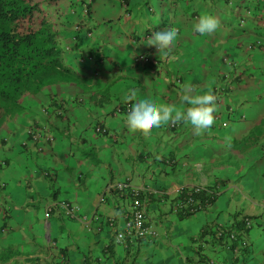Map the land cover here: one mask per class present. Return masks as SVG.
<instances>
[{
    "label": "crops",
    "instance_id": "crops-1",
    "mask_svg": "<svg viewBox=\"0 0 264 264\" xmlns=\"http://www.w3.org/2000/svg\"><path fill=\"white\" fill-rule=\"evenodd\" d=\"M132 1L141 3L93 0L75 33L51 13L64 32L60 46L69 47L65 65L75 76L73 83L68 75L65 83L24 98L23 111L0 121V264H264V53L241 48L243 42L264 39V33L255 34L253 15L245 27L237 26L242 8L253 12L257 0H224L216 8L209 0H158L160 22L146 26L142 37L125 19ZM148 1L157 0H143L138 7L143 13ZM202 14L219 21L216 31H193ZM167 26L177 29L178 38L159 52L148 38ZM221 55L239 61L247 76L233 93L238 114L228 127L197 130L184 123L174 132L166 122L145 133L130 130L125 115H113L130 90L160 104L187 107L182 97L189 88L192 94L209 93ZM81 56L87 59L83 66L78 64ZM61 102L64 116L56 117L53 111ZM41 108L49 115L40 114ZM36 121L55 137L41 152L27 136ZM98 124L108 135L95 133ZM117 182L139 189L146 227L155 231V239L116 241L130 207V200L116 194ZM198 184L217 188L210 209L175 211L179 189ZM68 204L78 208L79 218L66 217L63 207ZM93 215H98L101 231L82 222L81 217ZM246 219L249 229L244 228ZM219 228L242 231L247 248L226 251L215 238Z\"/></svg>",
    "mask_w": 264,
    "mask_h": 264
},
{
    "label": "trees",
    "instance_id": "trees-1",
    "mask_svg": "<svg viewBox=\"0 0 264 264\" xmlns=\"http://www.w3.org/2000/svg\"><path fill=\"white\" fill-rule=\"evenodd\" d=\"M37 1L0 0V121L23 111L22 101L24 98L34 97L48 86L65 83L66 81L62 80L67 79L68 75V79L70 78L69 82L73 83L75 75L65 65L64 49L60 46L59 41L64 36V32L59 31V28L56 27L58 22L55 20H59V24L62 26H68V23L61 20L63 16L59 14L60 9L52 10L57 17L51 15V7L48 8V6L57 0H45L46 2L44 1V3L40 4L42 8H38L37 3L39 2ZM65 2L72 4L70 0ZM209 2L212 6L214 5V8L219 4L224 5V0H209ZM80 3L83 4L84 10H86L88 15L91 11L93 0H80ZM255 5L251 16L253 15V21L257 24V26H254V29L257 30L255 34L258 37H262L264 33V0H257ZM36 13L42 15L38 23H36L37 20L34 18ZM47 15H51L55 19H53L54 22L52 24L46 21ZM250 17L241 19L247 23ZM255 44V41L243 42L241 48L245 51L247 45L254 46ZM256 48L259 47H254V49ZM225 60L228 61L224 63ZM239 63V61L229 55H221L217 64L219 67H217L216 76L221 77V84L214 82L212 87L224 84L225 87L233 85L236 88L238 84L242 83L243 81L240 77L244 75V72L240 66L234 67L235 64ZM221 66H223L222 69H220ZM220 70H222L221 73ZM237 73L240 74L238 75ZM227 93L230 94L228 101L233 100L234 92L227 90L224 95H227ZM221 100L219 102L216 99L214 116L221 112L219 108L222 106L224 107L223 112L226 113L227 111L225 105L228 103H224L225 99ZM53 112L56 117H60L58 116V108ZM126 113L125 107L122 115L126 116ZM40 114H42L41 111ZM237 114L238 110L235 111V117ZM47 115H49V111H47ZM220 122H224V119ZM40 123L36 125L33 122L31 125L35 124L40 127ZM98 125L100 128L99 133L108 135L106 128L101 124ZM213 125L217 128L222 127L215 122ZM46 128V136L49 139L42 143H45L46 147H48L55 143V137L47 125ZM27 136L29 135L27 134Z\"/></svg>",
    "mask_w": 264,
    "mask_h": 264
},
{
    "label": "clouds",
    "instance_id": "clouds-1",
    "mask_svg": "<svg viewBox=\"0 0 264 264\" xmlns=\"http://www.w3.org/2000/svg\"><path fill=\"white\" fill-rule=\"evenodd\" d=\"M57 1L53 2L49 6V7H51L52 10L53 9L59 10V8H57V7L54 8V6H58ZM227 2L231 4V0H227ZM242 10H244V12L242 14H240V16L237 20V26L240 28L245 27L247 24L246 21L244 22L241 18H246L248 16L250 17L251 14L253 13L251 9H249L248 7H245V6L242 8ZM51 19H53V18L51 17ZM46 21H48L50 24H52L54 20L52 22H50L49 20H46ZM218 25H219V21L213 15L202 14L199 17L198 21L192 27H193L194 32L199 33L201 35H207V34H210V33H213L214 31H216L218 28ZM75 27H78V30H75L74 29ZM75 27H72L74 29V31L79 32L80 31L79 29L81 28V24L77 23V24H75ZM177 38H178L177 29L173 26H167V27L162 28L161 30L154 32L148 38L149 39L148 44L155 46L158 49V51L161 52L164 50H168L172 46H174V43L177 40ZM254 41H255V43L260 42V44H255L254 46L247 45L245 51L247 53H252V51H254V52L259 51V52L264 53V39L258 38V39L253 40L252 42H254ZM248 46H251V49H248ZM254 47H259V48L254 49ZM63 49H64V53L65 52L67 53L65 48H63ZM80 58H78V64L83 66V64H86V63H80V61H79ZM139 59L140 58H137V61H139ZM227 61L225 60L224 63H226ZM154 63L156 64V62H154ZM98 64H100V63H97L95 65H98ZM239 64H235L234 67L239 66ZM222 68H223V66H221L220 69H222ZM97 74H98V72L96 71L94 76L96 77ZM237 74L239 75L240 73H237ZM229 75H231V74H229ZM246 77H247L246 74H244V75H241L240 78L242 81H244L246 79ZM176 84H178V85L181 84V80L177 79ZM186 87H188V86H186ZM227 90L228 91L232 90V93H233L235 91V87L233 85L225 87L223 84L221 86L212 87L210 89L209 93H203V94H192V91L189 88V91L182 97V103L184 105H187V107H185V108L177 107L174 104H160L157 102V100L154 97H151V96L141 97L138 95V93L135 90H130L128 92L127 96L125 97V102L122 104V106L118 107L116 110L114 109L113 115L115 117L122 115L123 112H121V109H123L124 105L127 103L129 106H128V111L126 113V123L129 127V129L132 131H142L145 133L150 132L154 128L160 127L162 124H164L166 122H168L166 125L167 129L169 131H174V132L180 130L184 123H189L191 126H193L197 130H204V129L210 128L215 122L219 126H222L221 128L223 129V128H226L229 126L230 118L235 117V111L238 110V106H236L235 103L232 104L231 101H228L230 94L227 93V95H224L225 91L227 92ZM216 99H218L219 102L222 101L221 99H223V100L225 99L226 101L224 103H228L227 105H225L227 107V111L225 113L227 119L224 120V122H220L223 119L221 113H217L216 116L213 115V113L216 111V106H215ZM77 101L81 102V99L79 98ZM61 103L62 104H59V106L57 107L58 108V116H60V117L63 116V113H64L63 107H62L64 103L63 102H61ZM118 109H120V112H118V114L115 115V113L117 112ZM42 110H47V108H41L42 115L47 116L48 110L46 111V114H44L42 112ZM215 118L217 119L216 121L214 120ZM244 119H245L244 115H239V120H244ZM35 123H36V125H38L40 123V121H38V122L36 121ZM172 123H176L177 127L171 128ZM221 124H225V126H223ZM31 126L32 125H30V127ZM41 126H43V123H40V127ZM43 127L45 128V131L47 132L46 125H44ZM99 129L100 128L98 126H95V133L102 135L101 133H99ZM5 141H6V139H5ZM29 141H30V138H29ZM42 142L43 141L38 143V145L35 144L37 146V150L39 152L43 151L44 147L46 148V144L42 143ZM52 144H54V143H52ZM39 148H41V150H39ZM117 183H123V182H117ZM124 183H126V182H124ZM198 185L199 186H205V188L211 192L210 195H207L206 193L200 195V199H202L203 201H204V199H206L207 202H209V206H207L204 209V211H205V210L210 209V207L215 202L218 191H217V188L209 187L206 184L205 185L204 184H198ZM198 185H195V186H198ZM130 186H132V185L130 184ZM184 188H192V187H184ZM114 189H115V187H114ZM139 198H140V196H139ZM204 211H202V212H204ZM93 216L98 217V215H93ZM93 216H91V217H93ZM77 218H79L78 217V210H77ZM87 219H89V218H87ZM246 220H248V219H246ZM246 220H244V223L246 222Z\"/></svg>",
    "mask_w": 264,
    "mask_h": 264
},
{
    "label": "built area",
    "instance_id": "built-area-1",
    "mask_svg": "<svg viewBox=\"0 0 264 264\" xmlns=\"http://www.w3.org/2000/svg\"><path fill=\"white\" fill-rule=\"evenodd\" d=\"M74 29L78 30V27H75ZM256 44H260V42H257ZM248 49H251V46H248ZM65 50L68 51L69 47L65 48ZM141 59L143 60V57ZM79 61L80 63H86L87 59L84 56L81 57ZM128 106L129 105L127 103L124 105V108L126 107V112L128 111ZM124 108L121 109V112H123ZM42 112L46 114L45 110H42ZM118 112H120V109L117 110L115 115L118 114ZM214 120L216 121L217 119L215 118ZM221 125L225 126V124ZM176 127V123L171 124V128ZM45 132L46 131L43 126L38 127L35 124L32 125L27 131L28 135L30 136V141L36 145H38V143L41 141H46V139H49ZM39 150H41V148H39ZM114 187L120 198L130 200L129 210L124 214V222L120 232L116 234V241L118 243H122L125 241V238H129L131 241L145 240L146 238L155 239L157 237L155 231H152L149 227H146L148 218L144 210L143 201L139 198V189L124 182L117 183ZM178 192V198L174 201L175 211H183L187 214H195L197 212L204 211V209L209 206V202H207L206 199H204V201L200 199L201 194H211V192L207 190L205 186L198 185L192 188L181 187ZM63 209L64 214L67 217L77 219L78 209L76 207L68 204L65 205ZM49 211L50 210L45 213V218L49 217ZM81 219L85 223L86 228H91V223H93L96 225L97 231L101 230V221L98 217L93 216L90 219L82 217ZM107 223L112 228L115 226L113 219L108 220ZM250 225L251 223L246 220L244 228L249 229ZM215 238L218 239L217 241H220L225 250L229 252L237 253L241 250H245L248 246V242L244 239L242 231H238L233 228H219L216 231ZM204 263L214 264L215 262L205 261Z\"/></svg>",
    "mask_w": 264,
    "mask_h": 264
},
{
    "label": "rangeland",
    "instance_id": "rangeland-1",
    "mask_svg": "<svg viewBox=\"0 0 264 264\" xmlns=\"http://www.w3.org/2000/svg\"><path fill=\"white\" fill-rule=\"evenodd\" d=\"M44 1L45 0H38L37 1V2H39V3H37L38 8H42V6L40 7V4L44 3ZM65 1L64 0H58L57 1V5H59L58 8L60 9L59 14L63 16L62 17L63 21H66L68 23L69 28H71V32L75 33V31L72 27H75V24H77V23L82 24L83 22H85V19L87 16V14L84 11L85 7L83 6V4L80 3V0H70L72 2V4L66 3L67 5L65 4ZM134 1H136V0H134ZM142 1L143 0H140L139 2L142 3ZM176 1H178L180 3V1H182V0H176ZM135 3L136 2L132 1L131 6H129V8H128V10L130 12V17H126V16H128V15H126L125 16L126 18L125 17L124 18L127 20H129V19L132 20V23L135 25V27L137 29L136 30L137 34H139V36L142 37V33L147 31V29L145 28L146 26H149V27L153 26L154 27V26L159 24V22H160V16L159 15H161V13L158 9L161 6L160 5L161 2L158 3V0L156 2L148 1L147 2L148 9L146 8V10H144V13H143L142 8H138L141 6V3L139 5H135ZM114 4H117V2H114ZM48 8H49V6H48ZM54 8H55V6H54ZM150 8L152 9L151 11H149ZM156 8H158V9H156ZM140 10H142V13H140ZM152 11H158L157 16L151 15ZM53 12L54 11H52V13ZM243 12H244V10H241V14ZM39 13H36V15L34 17L37 20L36 23H38L40 21V18L42 17V15ZM231 16H232V14H230V17ZM77 18H78V20H77ZM46 20H49L50 22L53 21V19H51V17L49 15L46 16ZM149 31H151V30H149ZM110 60H111V55H109V58L106 59L105 63H108ZM94 61H95L94 64L99 63L98 60H94ZM200 65H203V66L206 65L205 61L200 62ZM99 70H101V66L99 67ZM221 72H222V70H220V73ZM214 82L217 84H221V77H216Z\"/></svg>",
    "mask_w": 264,
    "mask_h": 264
}]
</instances>
